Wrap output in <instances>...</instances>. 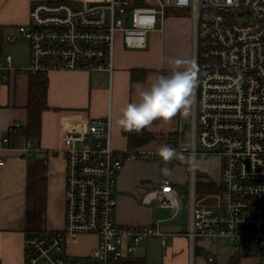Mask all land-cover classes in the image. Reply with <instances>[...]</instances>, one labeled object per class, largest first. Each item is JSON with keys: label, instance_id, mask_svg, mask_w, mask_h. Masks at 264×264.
I'll return each instance as SVG.
<instances>
[{"label": "built area", "instance_id": "2783aa9c", "mask_svg": "<svg viewBox=\"0 0 264 264\" xmlns=\"http://www.w3.org/2000/svg\"><path fill=\"white\" fill-rule=\"evenodd\" d=\"M172 9L191 14L199 69L189 123L193 142L183 145L181 135L175 149L195 159L218 156L222 172L216 205L198 204L193 188L187 233L192 258L201 245L203 250L204 245H229L241 257L264 258V0L35 2L30 23L20 29L30 44L29 65L16 69L14 56L2 55L0 84L16 70L36 76L85 71L112 77L118 40L130 50L147 49L150 34L163 32L165 12ZM5 40L17 38L0 37V44ZM112 139L111 115L67 130L58 152L66 164L65 226L57 233L28 234L26 264H124L150 240L167 245L160 220L155 225L117 223L118 175L124 162L153 156L118 153ZM23 152L27 159L47 155L32 141ZM173 186L162 181L144 202L172 209V217L179 218L184 207ZM84 236L97 237L96 247L83 257L70 255L69 243Z\"/></svg>", "mask_w": 264, "mask_h": 264}, {"label": "crops", "instance_id": "0c3cea01", "mask_svg": "<svg viewBox=\"0 0 264 264\" xmlns=\"http://www.w3.org/2000/svg\"><path fill=\"white\" fill-rule=\"evenodd\" d=\"M40 1L55 0H0V37L14 36L17 42L21 38L20 29L30 23L33 4ZM170 11L177 12L173 9ZM164 21L163 32L151 33L145 50H130L121 39L118 40L112 77L106 73L85 71H56L49 75L50 107L42 115L41 139L34 142L47 152L44 158L27 159L23 152L28 143L23 129L29 121L27 106L30 75L12 71L0 84V161L4 163L0 164V264H26L25 243L28 234L57 233L64 229L66 164L64 155L58 152L63 148V137L67 130L87 124L92 118L104 119L111 115L113 148L118 153L128 152V138L117 120L127 103L138 100L137 87H147L157 75L166 74L168 66L162 63V57H165L163 52H168V57L182 58L180 54H183L185 59L194 60L193 25L179 17H169ZM5 42L10 45L14 43L4 41L3 55H6ZM134 71H146L145 80L134 82ZM191 116L192 111L187 117L178 113L168 123L154 122L153 130L146 131L161 138L136 150L153 157L124 162L117 184L118 224L155 225L160 220L161 226L165 220L159 217L160 214L155 220V210L168 208H159L156 202L146 204L144 198L158 188L162 181L169 180L178 195L177 188L188 183L195 188L196 171H191L183 161L173 160L176 164L165 172L164 161L157 154L162 145L172 148L177 146L174 139L169 143L166 137L172 134L185 136ZM15 123L21 126L13 128ZM8 135L11 138L7 139ZM211 198L205 201L200 198L202 202L198 204L216 205L219 200L213 201ZM189 229L190 226L186 231L163 229L168 235L166 246H163L160 239H154L162 247H167L172 238V246L167 250V255L174 253V258L164 264H234L236 258H241L229 245H204V250L201 245L197 248L208 252L214 262L209 263L207 257L197 255L196 250L193 259L191 241L187 236ZM97 242L95 236H84L69 243L67 251L75 257H83L96 247ZM150 242L141 246L147 249ZM134 257L146 258L136 254ZM242 260H239L240 264Z\"/></svg>", "mask_w": 264, "mask_h": 264}, {"label": "clouds", "instance_id": "9594fccd", "mask_svg": "<svg viewBox=\"0 0 264 264\" xmlns=\"http://www.w3.org/2000/svg\"><path fill=\"white\" fill-rule=\"evenodd\" d=\"M185 3L186 0H178L179 5ZM162 63L168 66L166 74L157 75L147 87L139 85L136 90L138 100L127 103L122 109L117 124L124 131H152L156 121L168 123L178 113L185 117L191 114L199 86L197 63L180 57H162ZM157 154L164 162L183 161L193 172L198 166L194 156L185 157L168 145H162Z\"/></svg>", "mask_w": 264, "mask_h": 264}, {"label": "rangeland", "instance_id": "374dc122", "mask_svg": "<svg viewBox=\"0 0 264 264\" xmlns=\"http://www.w3.org/2000/svg\"><path fill=\"white\" fill-rule=\"evenodd\" d=\"M154 2V0H152ZM177 12H171L170 10H167L165 12V19H168L169 17H179L183 20H186L187 23H189L191 26L193 25L191 14H189L186 10L177 9L174 10ZM18 34V33H17ZM3 39H6L7 37H2ZM4 49L6 54H12L14 56V66L20 67V68H27L30 61V44L29 41L25 38H20L17 42H14L12 45L5 42ZM168 52H163V56L168 57ZM182 58H184L180 54ZM26 73V72H23ZM192 125V119L191 121H188ZM190 127L186 129V135L183 136L182 143L185 146L190 147L192 145L191 135H190ZM197 161V168L195 172V186L196 182H214L217 183L220 187V181H221V160L218 156H212L209 158H203L201 156H198L196 159ZM176 164L174 161L170 162H164L163 168L164 170L167 169V172L172 169V167ZM179 191V195L182 198L183 202V213L179 218H172V209H161V210H155V220H157L158 215L165 221L161 224V228L171 231H186L188 227L190 226V210H191V202H192V193L193 188L191 186V183H188L187 185L183 187L177 188ZM195 189V188H194ZM197 195L196 199L198 202L205 201L208 197H212L211 199L219 200V194L214 195V193H199L196 192ZM200 198H204V200H201ZM172 236V235H171ZM205 244V243H203ZM162 244H160L157 240H154L150 242V244L147 245V249L144 248V246L140 247L139 250L136 252L137 256H144L148 259L147 264H164L165 261L173 260L174 253H172L170 256L167 255V250L172 246V238L169 239L168 246L162 247ZM242 260L241 264H264V258H257V257H241L236 258V262L234 264H240L239 260ZM209 262V261H208ZM211 263V262H209Z\"/></svg>", "mask_w": 264, "mask_h": 264}, {"label": "trees", "instance_id": "16d2710c", "mask_svg": "<svg viewBox=\"0 0 264 264\" xmlns=\"http://www.w3.org/2000/svg\"><path fill=\"white\" fill-rule=\"evenodd\" d=\"M139 4H146V0H137ZM2 44H0V57L2 56ZM50 74H40V75H30L29 84V103L27 106L28 120L26 126L24 127V133L26 139L32 142H38L42 135V115L45 111L49 109L48 106V95L50 88ZM146 78V71H134L132 75V80L134 82H143ZM123 134L128 138L129 151H136L137 149L161 138L159 135L147 132L146 130L141 133L136 132H126L123 130ZM11 138V135L7 136V139ZM170 143L171 139H174L177 144L180 138L178 134H172L166 137ZM175 148V147H174ZM196 192L209 194L214 193L220 194L221 187L214 182H196L195 186ZM197 255H203L207 257L209 261V254L196 248ZM214 262V261H212ZM124 264H147L146 258L141 257H131Z\"/></svg>", "mask_w": 264, "mask_h": 264}, {"label": "water", "instance_id": "95a60500", "mask_svg": "<svg viewBox=\"0 0 264 264\" xmlns=\"http://www.w3.org/2000/svg\"><path fill=\"white\" fill-rule=\"evenodd\" d=\"M186 126L189 127L188 124Z\"/></svg>", "mask_w": 264, "mask_h": 264}]
</instances>
